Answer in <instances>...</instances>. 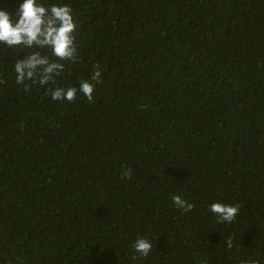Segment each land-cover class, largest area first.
<instances>
[{"label": "trees", "instance_id": "1", "mask_svg": "<svg viewBox=\"0 0 264 264\" xmlns=\"http://www.w3.org/2000/svg\"><path fill=\"white\" fill-rule=\"evenodd\" d=\"M66 2L71 59L0 46V264H264V0Z\"/></svg>", "mask_w": 264, "mask_h": 264}, {"label": "clouds", "instance_id": "2", "mask_svg": "<svg viewBox=\"0 0 264 264\" xmlns=\"http://www.w3.org/2000/svg\"><path fill=\"white\" fill-rule=\"evenodd\" d=\"M12 4V11L0 6V46L12 49L48 47L61 60H69L74 56V33L78 22L70 3L66 0H12ZM58 68H62V65L49 62L38 53L26 55L13 65L17 84L32 81L37 86L54 82L52 74ZM101 74L102 69L97 65L90 80L81 81L78 88H50L51 98L72 101L79 92L91 101L95 85L90 81L98 82ZM174 200L182 206L179 197H174ZM210 210L229 221L238 211L232 205L223 204L210 205ZM135 247L137 251L147 254L151 244L146 239H139Z\"/></svg>", "mask_w": 264, "mask_h": 264}]
</instances>
